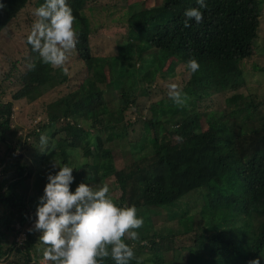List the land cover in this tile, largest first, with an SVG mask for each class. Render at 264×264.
<instances>
[{"label": "trees", "instance_id": "1", "mask_svg": "<svg viewBox=\"0 0 264 264\" xmlns=\"http://www.w3.org/2000/svg\"><path fill=\"white\" fill-rule=\"evenodd\" d=\"M89 1L67 0L80 33L70 55L82 63L83 79L68 91L64 118L48 114L45 104L24 120L13 115L14 102L31 104L55 84L69 80L60 69L41 63L26 38V68L19 73L18 60L10 61L5 79L12 81L0 86V144L5 145L0 154V264H51L38 254L40 232L32 229L47 176L43 186L37 181L43 177V166L53 174L58 170L52 167L55 156L74 167L70 191L81 182L97 185L113 176L117 202L135 204L148 220H162L161 228L150 226L152 234L142 227L137 230L139 240L126 241L134 245L137 257H144L143 264H249L255 259L264 264V94L241 90L247 81L243 63L256 54L264 0H206L203 21H189L190 27H184V12L197 7L196 0L132 4L134 9L123 12L127 37L115 54L108 48L106 54H97L92 45L83 13L84 8L92 9ZM32 2L0 0L5 4L0 9L1 40L10 42L5 29L24 10L29 11L24 27L31 30L37 19L29 10ZM43 2L36 0L35 7ZM136 46L139 54L157 53L151 57L153 73L168 64L166 74L172 75L174 61L187 70L189 58L198 60L197 73L187 70L185 86L191 96L186 106L177 111L168 96L158 101L157 109L148 104L151 86L132 68L135 61L127 59ZM113 56L130 63L109 82L104 67ZM31 62L36 63L34 70L28 68ZM251 67L264 72L255 60ZM137 82L142 86L136 87ZM9 86L16 89L6 90ZM167 107L171 108L165 111ZM127 112L133 118H127ZM52 124L56 127L48 135L49 145L55 149L41 151L39 134ZM130 144L137 148L121 167L113 168L115 151L119 148L125 159ZM26 153L34 154L36 168L23 162ZM196 195L202 199L200 208L183 209L194 204ZM171 206L183 210L177 214ZM215 213L221 215L211 220ZM172 221L177 229L166 228ZM104 264L115 262L109 258Z\"/></svg>", "mask_w": 264, "mask_h": 264}, {"label": "clouds", "instance_id": "2", "mask_svg": "<svg viewBox=\"0 0 264 264\" xmlns=\"http://www.w3.org/2000/svg\"><path fill=\"white\" fill-rule=\"evenodd\" d=\"M197 7L185 10L184 27H190L189 21H203L201 9H207L206 0H196ZM5 4L0 3V9ZM37 19L26 37V43L44 65L60 69L70 76L69 57L79 43V30L74 27L76 17L67 0H44L35 8ZM35 62L28 65L34 70ZM185 68L195 74L200 64L195 57L189 58ZM167 96L177 106L187 105L188 96L181 85L167 84ZM41 151L54 148L49 145L47 132L39 134ZM53 174L47 175L44 194L39 197L36 209L34 231L40 232L39 243L43 246L45 262L51 264H104L111 259L115 264H143L144 257H137L134 245L126 241L140 239L139 232L144 225V217L139 216L135 204L117 202L108 183L101 181L97 185L81 182L74 192L70 185L74 181L73 169L68 163L56 158L52 161ZM147 245V241H142ZM249 264H260L259 259Z\"/></svg>", "mask_w": 264, "mask_h": 264}, {"label": "rangeland", "instance_id": "3", "mask_svg": "<svg viewBox=\"0 0 264 264\" xmlns=\"http://www.w3.org/2000/svg\"><path fill=\"white\" fill-rule=\"evenodd\" d=\"M32 4L29 8L30 11L35 10V2L36 0H32ZM151 0H91L87 2L86 4L92 6V9H86L84 8L83 13L88 18L89 21V27L90 32L92 33V45H94V49L97 54H106L107 48L111 51L112 54L116 53V46L118 44H122L123 40L127 37V31H128V23L123 16V12L129 9H134L133 5L135 6L136 3L141 4H147ZM262 7L264 8V3L262 4ZM264 12V11H263ZM29 13L28 10H24L20 13L19 16H17L15 19L12 20V22L6 27L5 31H9L10 35V42H7L6 40L0 39V86L1 85H8L12 81V79L7 80L5 79V74L8 71L9 68V62L18 60L17 61V68L19 73L23 72L26 68L25 64V58H26V51L27 47L24 43V38L27 37L30 30L28 28L24 27V22H26L27 14ZM75 16V13H73ZM76 17V16H75ZM259 34L260 37L257 39L256 44V54L254 57H250L246 63H243L244 69L246 71L247 76L245 77L247 79L246 81V87H242V92H252L257 94L258 97H260L262 94H264V72L256 71L255 69H252L251 64L255 60L259 66L264 68V17L262 16V23L261 27L259 28ZM139 46L133 47L129 50L128 56L129 60H134L135 65L132 67L135 72L138 73V76L145 80V83L151 86L150 90V103H152L155 106V109H157V105L161 106L158 101L164 96H167V84L171 82H175L179 85H181L184 89V92L187 93V95L191 96L190 87H186L185 83L189 77V73L187 70L184 69V64L180 61H174V71L175 73L170 75L166 74V70L168 68V64H166L161 72L153 73L152 66L153 60L151 57H156V52L154 51H145L143 53H140ZM139 58L142 61H139ZM127 59L124 58H117L115 56L112 57L110 60L109 66L105 65L104 69L107 73L108 81L110 82L111 79L115 81V78L118 76H115L117 74V71L122 66H126V64L130 63ZM68 66L70 69L71 75L69 76V80L63 83H59L58 85H54V88L46 91L43 93V95L37 99L35 102L31 104H27L24 101L14 102L13 103V115L15 119L19 120L22 118L23 120L26 119V117L29 115L30 112L40 109L42 104H45L47 107V113L55 116H61V118H64L63 114L65 110L67 109L68 105H70V98L68 91L74 90L76 88V84L80 82L81 79H83V71L82 69V63L77 61L75 58H72L71 55L69 57ZM111 68L112 71L110 72L108 68ZM110 69V70H111ZM124 69V68H123ZM48 70V69H47ZM124 71L119 72V76ZM15 76H18L16 74ZM55 78V77H54ZM136 87H141L142 84L137 82L134 83ZM15 87H7L6 90H15ZM116 91V90H115ZM7 99H4V101ZM58 106L56 103H58ZM157 104V105H156ZM110 107L111 104H108ZM108 108V107H107ZM171 108V107H169ZM168 107L165 109L167 111L169 109ZM175 108L177 111L180 110V106L175 105ZM264 108V106H263ZM176 111V112H177ZM156 113V112H155ZM109 117L111 115H108ZM116 116V115H115ZM133 114L131 112L126 113L127 118H133ZM181 113H178L176 115V119L180 120ZM117 117V116H116ZM115 117V118H116ZM39 118V117H37ZM49 118V117H48ZM40 119V118H39ZM47 120V119H46ZM112 120V119H111ZM20 121V120H19ZM17 122V121H16ZM61 122V121H60ZM113 123H119L120 121L112 120ZM56 127L55 124H52L48 128L44 130V132H47L48 135H50L54 128ZM66 132L60 134L62 136H65ZM58 139V136L54 139L56 141ZM5 148V145L0 144V154L3 152ZM63 148V146H62ZM114 148V147H113ZM136 145H128L126 147V158L120 156V150L118 148L117 151H115V157H114V164L113 168L116 166V168H119L122 166L123 163H125L128 160V156L132 155L131 151L134 150ZM152 149H148L147 151H151ZM31 153H26L24 156H22L23 162L29 166V168H36L38 166V162L35 161L32 157ZM50 170H45V167L43 166V177L39 178L37 181L38 186H43L46 181L44 176H47L48 172ZM109 184L111 189V194L113 197H116L118 195V189L115 187L113 182V176L109 177L105 181ZM91 183V181L89 182ZM46 185V184H45ZM44 185V186H45ZM30 187V183L28 182L25 186L26 191L27 188ZM39 187V188H40ZM194 193L188 194L186 196V199H189L193 196ZM194 204L193 202L190 204H186V207L183 209L189 210V206L195 207L198 210L200 208V205L202 204V199L199 195H196L194 197ZM195 205V206H194ZM171 209L175 211V213L179 214L181 213L183 209L177 208L176 206H171ZM166 213H168L165 210ZM139 216L144 217V229H148V233L152 234L153 227L161 228V223L158 221H162L161 219H158L155 221L154 218L153 221L146 219V214H144V210H139ZM143 213V214H142ZM189 214H192L189 213ZM221 215V213H215L213 216H211V220H217L218 217ZM153 222V225H152ZM165 221H163L164 223ZM167 229L173 228L177 229L178 225L175 221H172L169 225L166 223ZM151 229V230H150ZM23 238V235H20ZM20 238V237H19ZM21 238V239H22ZM38 254H42V248L43 246H38ZM43 259V257H42ZM50 263V261L48 262Z\"/></svg>", "mask_w": 264, "mask_h": 264}]
</instances>
